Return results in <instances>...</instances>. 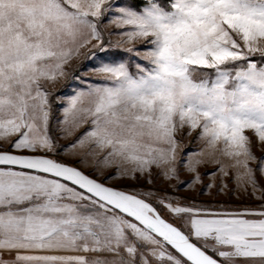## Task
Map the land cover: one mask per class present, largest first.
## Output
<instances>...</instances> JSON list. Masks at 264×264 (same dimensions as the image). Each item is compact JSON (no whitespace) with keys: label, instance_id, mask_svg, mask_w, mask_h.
Masks as SVG:
<instances>
[{"label":"snow or ice","instance_id":"snow-or-ice-1","mask_svg":"<svg viewBox=\"0 0 264 264\" xmlns=\"http://www.w3.org/2000/svg\"><path fill=\"white\" fill-rule=\"evenodd\" d=\"M0 264H264V0H0Z\"/></svg>","mask_w":264,"mask_h":264},{"label":"rangeland","instance_id":"rangeland-1","mask_svg":"<svg viewBox=\"0 0 264 264\" xmlns=\"http://www.w3.org/2000/svg\"><path fill=\"white\" fill-rule=\"evenodd\" d=\"M113 39H118V37H113ZM257 153L259 154V149H257Z\"/></svg>","mask_w":264,"mask_h":264}]
</instances>
